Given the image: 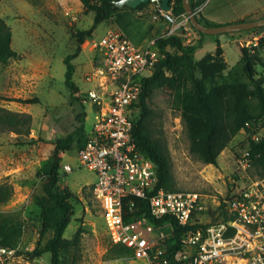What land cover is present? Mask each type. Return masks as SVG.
<instances>
[{
	"label": "rangeland",
	"instance_id": "374dc122",
	"mask_svg": "<svg viewBox=\"0 0 264 264\" xmlns=\"http://www.w3.org/2000/svg\"><path fill=\"white\" fill-rule=\"evenodd\" d=\"M215 1L207 8L210 0L201 5L202 12L197 17L205 25L221 26L264 17V0H226L213 13ZM212 16L221 22H213L216 25L206 22ZM0 17L10 28L11 47L17 54L6 64L0 62V114L5 110L30 117L21 127V134L8 130L6 124L0 125V184L12 186L13 191L7 202L0 203V222L22 225L16 244L26 250L30 264H49L53 259L51 253L33 255L41 230L36 202L43 195L42 181L52 162V142L71 133L79 125L78 116L82 113H85L86 132L92 126L91 108L88 105L82 108L79 100L70 96L64 77V59L76 49L75 34L91 26L92 14H85L78 0H1ZM150 17L146 18L151 22ZM109 29L117 28L106 22L99 24L93 36L84 40L81 52L71 60L75 68L73 80L79 91L91 87L85 77L97 61L94 41ZM179 32L183 33L186 44L198 40L197 32L190 30V35L183 29ZM262 34L259 28L217 34L222 40L228 67L224 74L233 68L242 72V47L256 46ZM216 46L215 42L207 40L196 50V59L213 53ZM258 55L264 61V45L258 47ZM255 69L261 72L259 66ZM150 105L155 123L161 124L163 129L176 188L206 194L212 204L228 193L230 179L239 173L236 160L248 149L253 137L264 138V128L254 125L253 133L242 131L232 139L220 153L217 165L205 164L190 153L187 131L169 99L157 94ZM75 150L73 143L61 152V162L73 167V172L59 177L58 182L73 195V215L63 239L70 241L81 229L77 264H138L130 250L111 239L103 207L92 191L95 175L78 166ZM247 174L249 178L259 177L253 161Z\"/></svg>",
	"mask_w": 264,
	"mask_h": 264
},
{
	"label": "built area",
	"instance_id": "2783aa9c",
	"mask_svg": "<svg viewBox=\"0 0 264 264\" xmlns=\"http://www.w3.org/2000/svg\"><path fill=\"white\" fill-rule=\"evenodd\" d=\"M150 2L158 11L152 19L168 25L165 35H183L180 29L196 34L186 13L174 16L161 9L160 0ZM200 9L193 8L196 16ZM159 38L150 37L140 46L120 30H107L94 41L97 61L85 77L91 87L75 94L93 114L75 155L78 166L95 175L91 187L111 239L128 248L138 264H264V176L248 177L249 149L236 160L239 173L230 179L228 193L212 204L198 191L160 188L153 161L133 140L142 79L164 57ZM71 172L70 164H61V178ZM144 200L149 216L165 218L163 223L150 221L142 211ZM175 225L189 228L179 236V247L168 252L165 244L173 238ZM26 254L19 243L0 244V264H30Z\"/></svg>",
	"mask_w": 264,
	"mask_h": 264
},
{
	"label": "trees",
	"instance_id": "16d2710c",
	"mask_svg": "<svg viewBox=\"0 0 264 264\" xmlns=\"http://www.w3.org/2000/svg\"><path fill=\"white\" fill-rule=\"evenodd\" d=\"M78 1L85 14H92V24L88 29L75 34L76 49L64 59V77L70 96L79 100L84 108L81 99L75 96L79 90L73 80L75 68L71 60L81 52L84 40L93 36L99 24L110 21L118 8L114 6L113 0ZM189 1L192 8L200 7L205 2ZM169 4L170 12L174 16L185 13L182 0H169ZM130 10L143 11L141 17L158 13L152 2L142 3ZM258 28L263 34L257 45L241 49L242 72L233 68L226 74L224 72L228 67L219 43L213 53H207L199 60L195 59V50L202 44L201 38L207 36L203 32L195 30L200 38L193 44H186L180 34L165 35L157 40L164 57L154 65L151 74L142 79L139 114L133 123L132 137L138 148L153 161L160 188L177 189L163 129L161 124L155 123L154 111L150 105L155 95L169 99L171 107L179 112L189 138V151L205 164L217 165L220 153L238 133H253L252 127L257 124L264 128V61L258 55V47L264 45V26ZM16 56L11 47L10 28L0 17V62L6 64ZM257 66L261 68L260 73L255 69ZM1 111L3 114H0V125H8V130L17 134H21V127L30 121L28 115ZM84 117L85 113L78 116L80 123L71 133L52 142V162L42 181L43 195L36 202L41 230L33 255L51 253L53 259L49 264H77L80 258L81 229L75 232L70 241L63 239L64 231L73 215V195L58 182L61 175V152L69 149L73 143L77 150L86 140ZM248 149L254 165L258 168V175L264 176V138L258 142L251 140ZM12 192V186L0 184V203L7 202ZM141 202H144L142 211L151 222L161 224L165 221V218H151L145 200ZM187 228L189 226L175 227L173 238L165 244L168 252L179 247V236ZM21 232L22 225L18 222H0V244L16 245Z\"/></svg>",
	"mask_w": 264,
	"mask_h": 264
},
{
	"label": "crops",
	"instance_id": "0c3cea01",
	"mask_svg": "<svg viewBox=\"0 0 264 264\" xmlns=\"http://www.w3.org/2000/svg\"><path fill=\"white\" fill-rule=\"evenodd\" d=\"M212 1L213 0H210V2L205 6V8L209 7ZM225 2L226 0H223V1L216 0L213 4V10H211V12L214 13L217 10H219L222 4H225ZM203 5H205V3ZM205 8H203V10ZM201 12H202V8L200 9L199 13ZM152 16L153 15H151L150 17L151 20H153ZM213 16L211 18H208L206 22H212V23H209L211 25L212 24L216 25L213 22H221L219 21L218 18L213 17ZM201 17H204V16H201ZM153 21L150 22L146 17H141V15H139L138 12H132L128 8H123V9H118L117 11H115L112 19L106 23L108 24V26H112L120 30L133 43L142 46L145 44V42L150 37H162L167 32L168 25H166L165 22L161 20H153ZM219 24H222V23H219ZM197 38L198 39L200 38L198 34H197ZM201 40H202V44L197 49H200L207 40L215 42L216 44L219 43L221 47L223 45L222 40L217 35H207L205 37H202ZM196 50H195V53H196ZM196 60H199V59H196Z\"/></svg>",
	"mask_w": 264,
	"mask_h": 264
},
{
	"label": "water",
	"instance_id": "95a60500",
	"mask_svg": "<svg viewBox=\"0 0 264 264\" xmlns=\"http://www.w3.org/2000/svg\"><path fill=\"white\" fill-rule=\"evenodd\" d=\"M151 0H113V4L118 9L123 8H131L135 9L140 4L150 2ZM183 7L185 9V12L187 16L189 17V21L191 26L199 31L203 32L206 35H217L222 33H230V32H237V31H245L250 30L254 28H258L260 26H264V17L260 18L255 21H242L235 24H228V25H221V26H208L203 23H201L193 12V8L190 4L189 0H182ZM160 7L164 11H170V4L169 0H160Z\"/></svg>",
	"mask_w": 264,
	"mask_h": 264
},
{
	"label": "bare ground",
	"instance_id": "6f19581e",
	"mask_svg": "<svg viewBox=\"0 0 264 264\" xmlns=\"http://www.w3.org/2000/svg\"><path fill=\"white\" fill-rule=\"evenodd\" d=\"M186 13V12H185ZM190 22V21H189Z\"/></svg>",
	"mask_w": 264,
	"mask_h": 264
}]
</instances>
